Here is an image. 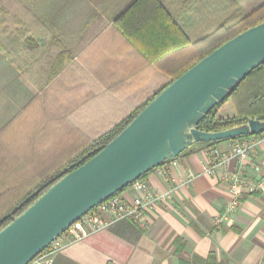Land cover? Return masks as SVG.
Segmentation results:
<instances>
[{"label": "crops", "instance_id": "1", "mask_svg": "<svg viewBox=\"0 0 264 264\" xmlns=\"http://www.w3.org/2000/svg\"><path fill=\"white\" fill-rule=\"evenodd\" d=\"M263 4L0 0V218L222 36L194 42ZM254 137L246 176L264 184V141ZM241 138L195 145L150 171L149 192L166 196L141 223L65 239L53 264H212L209 255L219 264H264V192L244 191L238 210L216 226L232 200L224 177L236 160L204 171L211 150L227 152ZM118 195L131 201L134 193L129 186Z\"/></svg>", "mask_w": 264, "mask_h": 264}, {"label": "water", "instance_id": "2", "mask_svg": "<svg viewBox=\"0 0 264 264\" xmlns=\"http://www.w3.org/2000/svg\"><path fill=\"white\" fill-rule=\"evenodd\" d=\"M264 62V22L249 27L174 79L109 142L66 173L0 230V264H29L96 205L197 142L264 132V119L220 131L198 123Z\"/></svg>", "mask_w": 264, "mask_h": 264}, {"label": "built area", "instance_id": "3", "mask_svg": "<svg viewBox=\"0 0 264 264\" xmlns=\"http://www.w3.org/2000/svg\"><path fill=\"white\" fill-rule=\"evenodd\" d=\"M254 136H259V140L264 141V132L257 135L243 136L240 141L233 143L229 151L219 152L217 149H213L208 154L207 166L204 170L207 174H214L216 168L225 165L230 158L236 160L235 168L224 177L227 181V188L232 195V200L224 206L221 214L214 216L216 226H220L230 214L238 210L240 198L244 191L249 194L264 192L263 182L255 181L246 176L247 167L251 166L250 154L256 145L257 139ZM130 187L134 193L131 201H126L119 195L107 198L70 225L29 264H53V257L64 247L65 239L69 242L81 240L88 234L106 229L121 220L141 223L145 212L153 209L155 202L166 196L165 193L151 194L143 179L135 180L130 184Z\"/></svg>", "mask_w": 264, "mask_h": 264}, {"label": "trees", "instance_id": "4", "mask_svg": "<svg viewBox=\"0 0 264 264\" xmlns=\"http://www.w3.org/2000/svg\"><path fill=\"white\" fill-rule=\"evenodd\" d=\"M261 22H264V4L258 7L257 9H255L254 11H252L251 13L243 16L237 22L229 26H220L214 32L194 42L192 46H196V47L205 46L207 45L206 43H209L211 40H213V38L217 36H222V39H220L218 43H216L213 46H210L208 49L202 52L200 56L197 57L190 65H188V67L184 71L179 72L178 74L173 76L165 86H163L156 94H154L148 100V102L152 100L158 93H160L166 86H168L174 79H176L178 76L184 73L188 68H190L196 62H198L204 56L212 52L215 48H217L218 46H220L230 38L234 37L238 33L244 31L245 29L257 25ZM230 98H232L233 104L236 109L235 115L227 116V117L217 116V109H218L217 107H219L220 105L218 104L214 106L209 111V113L198 123L197 128L203 131H220L236 125H240L246 122L249 117L256 119H264V62L259 66H257L256 68H254L222 103H224ZM147 103L137 107L125 119L121 120L111 129L105 131L97 138L92 140L89 145V148L86 150L84 154L73 160L71 164H68V166H66V168L61 172H59L57 175L46 180L41 186L35 188V190L32 193L28 194L23 200H21L8 214L1 217L0 230H2L5 226L11 223L16 217L22 214L29 206H31L42 194H44L54 183H56L66 173L78 167L86 160L91 158L94 154H96L107 142H109L112 138H114L140 112V110ZM243 136L246 135H241L237 137L216 140V141L197 142L191 145L190 147H188L187 149H185L183 152H181L178 157H180L183 153H185L190 148L198 144L210 146L223 140L241 138ZM149 172L145 173L138 179H144ZM129 186L130 184L124 187L119 192H117L115 195H118L121 191H123L125 188ZM207 262L212 264H219L214 261L212 255H209Z\"/></svg>", "mask_w": 264, "mask_h": 264}, {"label": "rangeland", "instance_id": "5", "mask_svg": "<svg viewBox=\"0 0 264 264\" xmlns=\"http://www.w3.org/2000/svg\"><path fill=\"white\" fill-rule=\"evenodd\" d=\"M200 54L197 57H199ZM217 108H218L217 109L218 110V112H217L218 113V116L220 115V116L227 117V116H233V115L236 114V109H235V107H234V105L232 103V98L228 99L227 102L221 103L219 105V107H217Z\"/></svg>", "mask_w": 264, "mask_h": 264}]
</instances>
